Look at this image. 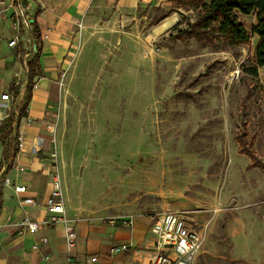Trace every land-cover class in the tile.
<instances>
[{
	"label": "rangeland",
	"instance_id": "1",
	"mask_svg": "<svg viewBox=\"0 0 264 264\" xmlns=\"http://www.w3.org/2000/svg\"><path fill=\"white\" fill-rule=\"evenodd\" d=\"M173 7L174 2L161 11L177 15ZM138 11L145 14L139 28L120 29L116 38L98 26V20L74 24L63 56L43 62L52 86L40 117L30 115L29 104L20 111L30 53L22 62L16 59L0 66V85L11 89L12 83L21 84V93L0 108L20 113L19 123L33 132L54 136L53 142L45 136L43 148L34 156L48 169L55 159L62 178L67 173L63 167L69 166L88 220L74 217L76 231L87 227L89 234H98L97 243L82 241L102 260L118 255H110V248L122 242L116 237L120 228H114L110 219L128 215L140 219L155 211L175 210L202 235L196 264H264V247L258 245L264 232V169L247 167L250 159L238 154L235 138L245 123L247 139H252L257 158L264 163L263 70L257 77L246 72L248 45L231 50L220 42L164 41L173 26L152 35L154 6ZM178 16L177 25L184 26L194 10ZM254 17L240 16L248 31ZM21 18L18 12L9 16V22L28 51L25 32L18 33ZM6 90L1 88L0 95ZM17 166L22 165L12 166L13 179ZM9 172L5 178H12ZM1 190L8 199L7 222L22 212L31 218L42 214L36 206L20 208L9 186L1 184ZM29 191L41 190L33 185ZM44 196L45 191L41 201ZM0 224V254L13 241L17 245L9 254L24 253L17 261L2 258L0 264H41L45 255L49 257L45 264L56 261L58 247L52 239L59 231L41 229L17 236ZM142 226L137 221L126 227L131 239ZM41 234L50 242L31 252Z\"/></svg>",
	"mask_w": 264,
	"mask_h": 264
},
{
	"label": "crops",
	"instance_id": "2",
	"mask_svg": "<svg viewBox=\"0 0 264 264\" xmlns=\"http://www.w3.org/2000/svg\"><path fill=\"white\" fill-rule=\"evenodd\" d=\"M2 1L6 7L4 8L0 4V66L5 65V63H11L13 60H19L20 62V54L21 51L24 50L25 54L28 52L32 53L34 47V41L31 37V29H32V21L34 20L39 28V34L41 38L40 46H41V54H40V63L41 67L43 66V62L48 61H58L62 56L65 48L69 45L71 41V34L74 31V24L78 21H94L98 20V26L107 29L106 31L112 32V37L116 38L121 30H129V29H137L139 28L142 19L145 17L143 12H139L138 9L146 6H154L165 8L168 4H171L173 0H0ZM208 2L209 0H203ZM11 3V4H10ZM175 3V2H174ZM176 4V3H175ZM8 5V6H7ZM176 9L177 15H168L164 19H162L158 24L152 26V31L150 34L159 35L171 26H173L172 30L175 28L180 29L183 26H178L177 22L179 21L178 13L180 15H185L186 11L189 9H185L182 7H173ZM7 12V13H6ZM20 14L22 13L21 23L19 24L18 33L23 35L25 32L27 36L28 51L25 49V45L21 39L18 40L17 33L11 28V23L9 22V16L12 14ZM147 15V14H146ZM255 18V17H254ZM165 21H169V25L166 28H161V24ZM254 24V23H253ZM252 26V25H251ZM6 36V39H4ZM16 37L17 43L15 46H10L9 41ZM167 37V36H166ZM163 39L164 41L168 38ZM256 43L257 38L253 37ZM177 40V39H175ZM192 40V39H190ZM180 41V40H178ZM187 41V40H186ZM183 42V41H181ZM254 43V45H255ZM39 44V43H38ZM251 47H253L251 45ZM249 48V47H248ZM62 55V56H61ZM61 56V57H60ZM43 68V67H42ZM26 69V68H25ZM264 73V67H262ZM49 71L46 70V73L42 69V76L36 78V85L34 87V91L32 90V96L29 100L28 104L30 105V115L34 118L40 117L43 114L42 105L47 102V94L50 93L51 90V80L48 78ZM25 78H26V70H25ZM25 82V80H24ZM12 82H10L11 84ZM13 86L14 83H12ZM12 86V88H13ZM1 88H6L5 92L11 93L10 87L7 85H0ZM36 89V90H35ZM1 96V95H0ZM46 98V99H45ZM6 103L0 97V104ZM8 103V102H7ZM4 108V107H3ZM2 107L0 108V121L4 119L9 112H6ZM10 108V107H9ZM10 111V110H9ZM3 116V117H2ZM47 130H50V127H47ZM23 131L25 137V144H23L22 148H18V151L15 153L13 158H7V164L11 163V169L8 171L10 176L13 179L14 169L13 165L16 163L18 165H22L24 168V173L20 174L16 179L17 182L24 184L27 188V194L35 197L37 202V208L39 211H42L41 215H45L46 212L43 209V201L47 196L49 191V169L47 166L40 164L34 154L38 151L32 150L31 141L35 136H51L49 131H46L43 135L38 134L37 132H33L32 127H25L24 124L19 123L16 132ZM48 132V133H47ZM54 136H51L52 139ZM236 138V137H235ZM9 141L11 143H16L17 139L14 137H10ZM2 151V144L0 142V152ZM11 151V150H10ZM40 151V150H39ZM238 152V150H237ZM248 157L245 154H241ZM1 157V156H0ZM249 158V157H248ZM250 159V158H249ZM2 159L0 158V161ZM251 162V160H250ZM44 164V163H43ZM249 165V164H248ZM247 165V167H248ZM64 171L67 172L64 174V189H66V213L70 218H74L76 216L79 219H83V221H87L84 219L86 217L83 215L82 210V198L80 194L77 192L79 189L78 182L71 174L69 175V166L63 167ZM248 168H258V167H248ZM264 169V168H260ZM35 185L41 191L38 193L29 191L30 186ZM78 188V189H77ZM1 190V184H0ZM45 191V196L41 201V194ZM2 192V206L0 210V221L4 222V224L9 228L13 229L17 236H23L28 231H24L22 234L18 233V220L22 217V214L14 216L12 218V222H7V217L9 215V208L7 204L8 199L4 196ZM13 195V192L11 191ZM13 195V199H14ZM4 199V200H3ZM15 201V200H14ZM160 211V210H159ZM150 214V213H149ZM147 214L145 217L140 219H135L133 224L137 221L142 223V231L134 234L132 239L128 235V230L121 223L120 218H112L109 220L114 228H120L117 231V240L122 241L121 244H131V247L125 252L119 253H111L110 255H116L112 260L101 259L99 257L98 264H127L132 261H139L141 263H146L151 255V243L152 236L149 232V219ZM40 215V216H41ZM38 216V217H40ZM88 217V216H87ZM93 217V216H92ZM96 220V219H95ZM94 222V221H93ZM98 223V221H96ZM119 223L121 226L117 227L114 223ZM77 224V222H76ZM75 224V227H76ZM98 227L101 229V224ZM133 226V225H132ZM131 226V227H132ZM97 227V228H98ZM129 227V228H131ZM124 228V229H121ZM84 232H77V242L76 247L73 249L72 253L67 252V247L63 237V228L61 225H56L50 228L51 231H59L54 240L52 239V243L55 241L58 249L56 250V261L53 264H62L66 257L70 254L72 257L76 259H83L87 255H97L96 251H89L87 245L84 244L82 239L86 238L90 242H98V234L91 233L89 234L88 228H84ZM46 229L41 230L42 232ZM39 232V231H38ZM127 234V235H126ZM46 236L48 238L47 243H40V238ZM262 236V235H261ZM128 238V239H127ZM127 240L128 243H125ZM50 242V238L46 234H41L37 240L32 243L38 244L37 249H33L32 246L30 248L31 252L40 251L41 248L47 245ZM17 245L16 241H13L6 245V252L0 254V260L3 258L5 260L12 259L14 261L19 260L24 256V253L18 256L12 257L9 254V251L13 249ZM93 245V244H92ZM120 245V244H119ZM258 245L264 247V232H263V241L258 242ZM248 247L251 246V243H248ZM97 249V248H95ZM24 252V251H23ZM98 256V255H97ZM45 264V259L41 261V264Z\"/></svg>",
	"mask_w": 264,
	"mask_h": 264
},
{
	"label": "trees",
	"instance_id": "3",
	"mask_svg": "<svg viewBox=\"0 0 264 264\" xmlns=\"http://www.w3.org/2000/svg\"><path fill=\"white\" fill-rule=\"evenodd\" d=\"M178 7L193 9L194 16L180 29L175 28L166 37L180 41L194 40L197 43H207L215 45L222 43L231 50H237L242 45H248V65L246 72L252 77H257L258 70L264 67V0H173ZM156 14L153 15L150 24L156 25L162 19L169 15V11H161V7H155ZM255 15V23L252 24L250 31L245 28V23L240 16ZM257 38L256 43L251 47V37ZM31 37L34 41V47L31 55L26 60V78L24 82V103L20 111L26 107L32 96L33 86L37 77L42 76V67L40 63L41 44L40 34L37 23L32 21ZM39 43V44H38ZM25 51L22 50L20 59L22 61ZM21 84L11 88L13 97L19 95ZM15 115L13 109H10L7 116L0 121V142L2 144L1 159L13 158L18 151V142L11 143L10 136L17 130L21 114ZM248 131L246 124L241 125L236 134L238 143V152L247 155L251 162L248 167L264 168L254 151L253 141L247 139ZM11 150V151H10ZM7 161V160H6ZM1 166V161H0ZM11 169V163L2 174L5 178ZM2 192L0 190V210L2 206Z\"/></svg>",
	"mask_w": 264,
	"mask_h": 264
},
{
	"label": "built area",
	"instance_id": "4",
	"mask_svg": "<svg viewBox=\"0 0 264 264\" xmlns=\"http://www.w3.org/2000/svg\"><path fill=\"white\" fill-rule=\"evenodd\" d=\"M0 4H3V2L0 1ZM16 43V37L9 41L10 46H15ZM0 97L5 102H10L13 99L12 93L8 92L2 93ZM17 114L15 113V115ZM13 135L17 139L19 149L22 148L23 144H25L23 131H15ZM51 140L53 142L55 138L53 137ZM44 144L45 138L42 136H35L31 141V146L36 151L41 150ZM52 160L54 161V166L49 169V191L42 203L46 214L37 218H31L22 212V217L17 222L18 233L22 234L24 231L36 233L41 229H50L56 225H61L67 252L72 253L77 242V231L75 227L77 221L76 219L70 218L66 213L64 181L56 166L55 159ZM6 168L7 161L6 159H2L0 166V184L9 186L12 189L20 208L24 209L26 206H37L35 197L27 194V188L24 184L17 182L16 179H2V174ZM16 171V177L18 178L19 174L24 172V168L17 166ZM148 219L149 232L152 236L151 255L146 263L132 261L127 264H196V259L202 249L203 238L199 231L188 226L181 211H155L148 215ZM120 220L123 226L131 227L135 218L132 215H128L120 217ZM1 231L2 225L0 224V235ZM39 241L40 243H47L48 238L43 236ZM130 247V243L114 245L110 248V252H125ZM32 248L37 249L38 244H34ZM44 259L45 263H48V255H45ZM98 262L99 256L94 254L87 255L83 259H76L69 254L62 264H98Z\"/></svg>",
	"mask_w": 264,
	"mask_h": 264
},
{
	"label": "bare ground",
	"instance_id": "5",
	"mask_svg": "<svg viewBox=\"0 0 264 264\" xmlns=\"http://www.w3.org/2000/svg\"><path fill=\"white\" fill-rule=\"evenodd\" d=\"M169 25V21H165L161 24V28H166Z\"/></svg>",
	"mask_w": 264,
	"mask_h": 264
}]
</instances>
